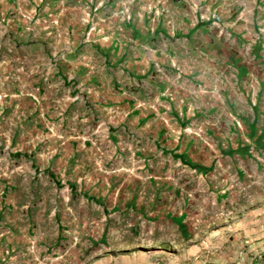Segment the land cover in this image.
Wrapping results in <instances>:
<instances>
[{
	"label": "crops",
	"instance_id": "crops-1",
	"mask_svg": "<svg viewBox=\"0 0 264 264\" xmlns=\"http://www.w3.org/2000/svg\"><path fill=\"white\" fill-rule=\"evenodd\" d=\"M0 68V264H264V0H0Z\"/></svg>",
	"mask_w": 264,
	"mask_h": 264
},
{
	"label": "rangeland",
	"instance_id": "rangeland-1",
	"mask_svg": "<svg viewBox=\"0 0 264 264\" xmlns=\"http://www.w3.org/2000/svg\"><path fill=\"white\" fill-rule=\"evenodd\" d=\"M13 72V74H15V73H17V75H19L20 73L19 72H17L16 70H13L12 71ZM5 72H4V70H2L1 68H0V92H3L4 90H5V84L3 83L4 82V78H5ZM236 167H234V166H232V171L235 169ZM193 188H195V186H193ZM190 217H192V224L194 223L193 222V219L196 217V213L194 212H190ZM193 228H192V226H190L189 227V229H188V236L190 237L191 236V234L193 233ZM61 250H64V247H62L61 246Z\"/></svg>",
	"mask_w": 264,
	"mask_h": 264
},
{
	"label": "built area",
	"instance_id": "built-area-1",
	"mask_svg": "<svg viewBox=\"0 0 264 264\" xmlns=\"http://www.w3.org/2000/svg\"><path fill=\"white\" fill-rule=\"evenodd\" d=\"M174 1H180V0H174ZM93 11H95V8H93ZM201 19H203V18H201ZM211 20L213 21V23H219V18H218V16L217 15H215V14H212L211 15ZM238 126V125H237ZM43 172H41L40 170H38V171H36L35 173H34V177L35 178H38V179H41L42 177H43Z\"/></svg>",
	"mask_w": 264,
	"mask_h": 264
}]
</instances>
